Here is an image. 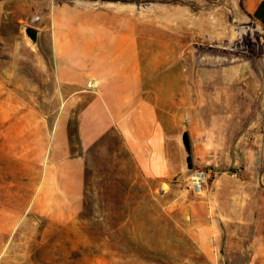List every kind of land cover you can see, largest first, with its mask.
Segmentation results:
<instances>
[{"label": "rangeland", "instance_id": "1", "mask_svg": "<svg viewBox=\"0 0 264 264\" xmlns=\"http://www.w3.org/2000/svg\"><path fill=\"white\" fill-rule=\"evenodd\" d=\"M243 1L0 0V264H244L250 245L264 256V31ZM115 71L173 128L174 174L144 178L112 129L83 146L82 116L112 94ZM66 140L86 162L79 204ZM204 168L258 184L249 230L239 209L219 215L215 178L190 192Z\"/></svg>", "mask_w": 264, "mask_h": 264}, {"label": "crops", "instance_id": "2", "mask_svg": "<svg viewBox=\"0 0 264 264\" xmlns=\"http://www.w3.org/2000/svg\"><path fill=\"white\" fill-rule=\"evenodd\" d=\"M243 2L245 12L256 22V27L264 31V0H244ZM225 34L228 37V26H226ZM222 35L223 33L220 32V37ZM118 40L116 39L112 43L121 44L122 42H118ZM118 61H121V58ZM119 76L125 77L126 75L115 71L114 74L112 73V83L118 82ZM133 92H137V90L132 91L127 81L120 79L118 84L112 85V94L106 98L95 100L91 112L90 110L86 112L81 119L82 144L84 147H88L112 129V132L121 137L127 153L136 164L140 174L144 178L159 181L175 172L174 159L166 153V134L173 128H166L164 116L160 112L158 104H150L147 97L133 96L131 95ZM230 122L231 118L225 120L227 125ZM232 122L235 123L234 118ZM188 123L193 124V121L189 120ZM207 123L208 121H205L206 125ZM69 146L68 140L62 142L60 150L62 155L64 153V157L59 161L67 170L62 172L68 178V194L75 203L79 204L84 194L86 162L82 157H69ZM214 171L216 174L214 195L218 199L219 215L223 217L224 221L233 220L222 211L232 209L237 212L239 209L237 220L242 222V228L249 230L248 228L252 226L251 223L254 220V201L251 199L254 198L253 194L259 191L258 184L248 176V172L246 173L245 170L239 172L219 170L220 172H218L215 168ZM237 190H241L242 197L239 208H237ZM245 193L246 195H244ZM226 227L228 229V251L240 253L241 251H234V247L236 248L239 244L235 238L238 233L233 231L232 227L227 225ZM242 251L252 255V258L248 261L245 260L244 264H264V256L259 246H245ZM241 263L243 264V260L240 257L233 264Z\"/></svg>", "mask_w": 264, "mask_h": 264}, {"label": "built area", "instance_id": "3", "mask_svg": "<svg viewBox=\"0 0 264 264\" xmlns=\"http://www.w3.org/2000/svg\"><path fill=\"white\" fill-rule=\"evenodd\" d=\"M215 177L216 174L212 168L196 169L191 176L190 192L195 197L205 195L211 180Z\"/></svg>", "mask_w": 264, "mask_h": 264}, {"label": "water", "instance_id": "4", "mask_svg": "<svg viewBox=\"0 0 264 264\" xmlns=\"http://www.w3.org/2000/svg\"><path fill=\"white\" fill-rule=\"evenodd\" d=\"M183 142H184V146L186 148V151L188 153L189 167L191 169H193V160H192V156H191L192 155V144H191L190 134L188 132L184 133Z\"/></svg>", "mask_w": 264, "mask_h": 264}, {"label": "bare ground", "instance_id": "5", "mask_svg": "<svg viewBox=\"0 0 264 264\" xmlns=\"http://www.w3.org/2000/svg\"><path fill=\"white\" fill-rule=\"evenodd\" d=\"M103 36H100V38L102 39Z\"/></svg>", "mask_w": 264, "mask_h": 264}]
</instances>
